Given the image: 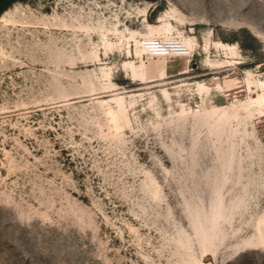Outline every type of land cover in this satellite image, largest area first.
I'll use <instances>...</instances> for the list:
<instances>
[{"label": "rangeland", "instance_id": "rangeland-1", "mask_svg": "<svg viewBox=\"0 0 264 264\" xmlns=\"http://www.w3.org/2000/svg\"><path fill=\"white\" fill-rule=\"evenodd\" d=\"M9 2L0 264H264V0Z\"/></svg>", "mask_w": 264, "mask_h": 264}, {"label": "built area", "instance_id": "built-area-1", "mask_svg": "<svg viewBox=\"0 0 264 264\" xmlns=\"http://www.w3.org/2000/svg\"><path fill=\"white\" fill-rule=\"evenodd\" d=\"M143 47L154 58H184L190 62L195 56L194 50L188 49L181 37L147 38Z\"/></svg>", "mask_w": 264, "mask_h": 264}, {"label": "crops", "instance_id": "crops-1", "mask_svg": "<svg viewBox=\"0 0 264 264\" xmlns=\"http://www.w3.org/2000/svg\"><path fill=\"white\" fill-rule=\"evenodd\" d=\"M168 60H169L168 64H166L163 67L166 73L170 72V74L181 75L183 73L187 74L189 72L188 70L185 71L184 58H172ZM164 77H166L165 74H162L158 80H161ZM149 82H155V81H149Z\"/></svg>", "mask_w": 264, "mask_h": 264}, {"label": "bare ground", "instance_id": "bare-ground-1", "mask_svg": "<svg viewBox=\"0 0 264 264\" xmlns=\"http://www.w3.org/2000/svg\"><path fill=\"white\" fill-rule=\"evenodd\" d=\"M163 20H164L163 18H160L159 19V21H163ZM165 27L167 28V27H172V26H171V24L166 23L165 24ZM153 38H156V37H153ZM183 39L185 41V45L188 47V49H190L192 51L194 49V47L192 46V40H191V38L183 37ZM139 49H140V51H141L142 54H144V53L147 52V50L144 47L141 48V44L139 45ZM144 66H145V60L143 59L142 60V64H141V68H144ZM131 71H132V75H133V77L135 79H137L138 77H144L145 78L144 73H140L139 74L138 68H136L134 65H132ZM147 82H149V81H147Z\"/></svg>", "mask_w": 264, "mask_h": 264}, {"label": "trees", "instance_id": "trees-1", "mask_svg": "<svg viewBox=\"0 0 264 264\" xmlns=\"http://www.w3.org/2000/svg\"><path fill=\"white\" fill-rule=\"evenodd\" d=\"M3 1H4V0H0V4L3 3ZM15 1H17V0H10L9 3L11 4L12 2H15ZM10 4H8V5H10ZM4 7H5V6H4ZM2 9H5V8H3L2 6H0V14H1V12H2Z\"/></svg>", "mask_w": 264, "mask_h": 264}, {"label": "water", "instance_id": "water-1", "mask_svg": "<svg viewBox=\"0 0 264 264\" xmlns=\"http://www.w3.org/2000/svg\"><path fill=\"white\" fill-rule=\"evenodd\" d=\"M194 67H195V65H194Z\"/></svg>", "mask_w": 264, "mask_h": 264}]
</instances>
